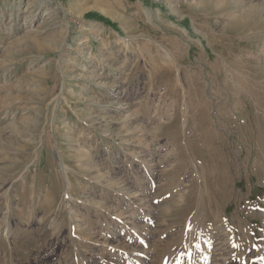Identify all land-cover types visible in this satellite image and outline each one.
Returning <instances> with one entry per match:
<instances>
[{"label": "rangeland", "instance_id": "1", "mask_svg": "<svg viewBox=\"0 0 264 264\" xmlns=\"http://www.w3.org/2000/svg\"><path fill=\"white\" fill-rule=\"evenodd\" d=\"M0 264H264V0H0Z\"/></svg>", "mask_w": 264, "mask_h": 264}, {"label": "bare ground", "instance_id": "2", "mask_svg": "<svg viewBox=\"0 0 264 264\" xmlns=\"http://www.w3.org/2000/svg\"><path fill=\"white\" fill-rule=\"evenodd\" d=\"M215 1H216V0H215ZM58 11H59V10H58ZM47 13H48V12H47ZM104 13L107 14V15H111V13H110L109 11H105ZM59 14H60V13H59ZM32 18H33V16H32ZM28 20H29V19H28ZM210 113H211V112H210ZM213 147H214V146H213ZM214 163H215V162H214ZM214 163H213V164H214ZM236 163H237V162H236ZM201 166H202V165H201ZM197 168H198V167H197ZM258 174H259V172H258ZM260 175H261V174H260ZM260 175H259V176H260ZM218 180H219L220 182H221V181L223 182V181L226 180V177H225V176L219 177ZM225 182H226V181H225ZM217 183H218V182H217ZM223 183H224V182H223ZM221 197H222V196H221ZM221 197H220V198H221ZM193 212H194V211H193ZM202 218H203V217H202ZM207 221H208V220H207ZM207 221H206V222H207ZM201 223H202V222H201ZM208 223H211V221H208L207 224H208ZM205 227H206V226H205ZM222 241H223V240H222ZM208 243H209V242H208ZM208 243H207V244H208ZM221 245H222V244H221ZM221 245H220V246H221ZM217 248H218V247H217ZM220 249H221V248H220ZM219 253H220V252H219ZM217 256H218V255H217Z\"/></svg>", "mask_w": 264, "mask_h": 264}]
</instances>
